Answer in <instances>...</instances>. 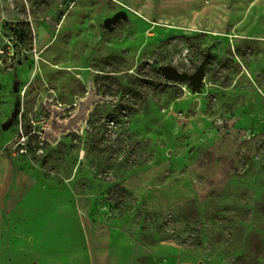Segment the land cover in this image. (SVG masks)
I'll return each mask as SVG.
<instances>
[{"label": "rangeland", "instance_id": "374dc122", "mask_svg": "<svg viewBox=\"0 0 264 264\" xmlns=\"http://www.w3.org/2000/svg\"><path fill=\"white\" fill-rule=\"evenodd\" d=\"M0 151V264H264V0H0Z\"/></svg>", "mask_w": 264, "mask_h": 264}, {"label": "water", "instance_id": "95a60500", "mask_svg": "<svg viewBox=\"0 0 264 264\" xmlns=\"http://www.w3.org/2000/svg\"><path fill=\"white\" fill-rule=\"evenodd\" d=\"M124 18L125 15L120 13L115 17L108 19L105 22L106 30L113 31L115 26ZM211 55V50H208L202 64L194 74L180 72L177 68L170 65L160 67V72L165 80L170 82L175 81L187 83L194 93H200L205 84L206 66L211 58ZM88 86V96L84 100L80 101L77 112L68 119H64L65 111L59 106H56L52 100L45 101V107L51 117L47 123V128L44 130V141L52 145H56L60 141V137L62 135H66L71 132L82 133V125L86 124L89 114L97 104L103 101V98L96 95L93 83L90 82ZM19 89L20 82H16L14 92L19 93ZM20 106L21 102L18 101L12 114V118L3 125L4 130L12 127L14 120L19 115Z\"/></svg>", "mask_w": 264, "mask_h": 264}, {"label": "crops", "instance_id": "0c3cea01", "mask_svg": "<svg viewBox=\"0 0 264 264\" xmlns=\"http://www.w3.org/2000/svg\"><path fill=\"white\" fill-rule=\"evenodd\" d=\"M10 163L4 151H0V185H2L9 178Z\"/></svg>", "mask_w": 264, "mask_h": 264}, {"label": "trees", "instance_id": "16d2710c", "mask_svg": "<svg viewBox=\"0 0 264 264\" xmlns=\"http://www.w3.org/2000/svg\"><path fill=\"white\" fill-rule=\"evenodd\" d=\"M29 132H30V130H29Z\"/></svg>", "mask_w": 264, "mask_h": 264}]
</instances>
